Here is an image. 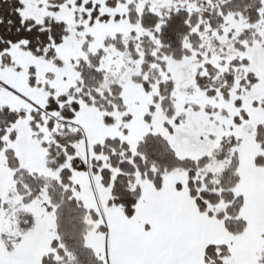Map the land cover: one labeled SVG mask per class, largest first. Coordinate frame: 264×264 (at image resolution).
Returning <instances> with one entry per match:
<instances>
[{"label":"snow or ice","instance_id":"6c2138e0","mask_svg":"<svg viewBox=\"0 0 264 264\" xmlns=\"http://www.w3.org/2000/svg\"><path fill=\"white\" fill-rule=\"evenodd\" d=\"M0 264H264V0H0Z\"/></svg>","mask_w":264,"mask_h":264}]
</instances>
